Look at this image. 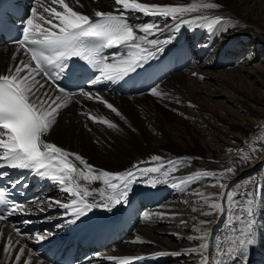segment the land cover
Wrapping results in <instances>:
<instances>
[{
  "label": "snow or ice",
  "instance_id": "6c2138e0",
  "mask_svg": "<svg viewBox=\"0 0 264 264\" xmlns=\"http://www.w3.org/2000/svg\"><path fill=\"white\" fill-rule=\"evenodd\" d=\"M84 7L83 0H75V4L66 0H35L29 14L22 18L20 35L13 40V63L5 73L0 74V179L10 175L5 169L27 171L34 178L50 181L66 195L63 199L35 197L31 202H19L9 198L7 188L0 187V221H7L13 215H27L26 207L35 204L40 212L52 207L63 209L64 223L58 228L76 225L95 209L111 213L128 205L137 184L156 187L171 183L173 187L182 189L184 185H189L187 191L191 192L193 183L208 179L214 181L213 186L218 183L221 188L227 189L221 181L235 174L234 167L219 172L198 170L179 177L175 174L190 167L192 157L167 158L154 154L147 160L134 162L125 170L111 171L98 169L81 154L50 141V134L62 111L73 103H79L73 99L76 95L98 102L115 116L125 119L122 112L101 94L82 87L77 93L61 85V80L67 79L72 83L91 73L88 83L93 86L119 83L138 70L146 71V66L174 43L173 36L157 38L170 30L169 21L176 32L192 25L211 29L224 22L222 17L209 20L203 14L220 7L208 0H192L184 4L113 0V11L96 10L90 15L76 10ZM133 14L159 16L165 25L162 28L157 22L133 23L134 19H139ZM113 49L115 51H108ZM74 59L82 62L79 67L74 65ZM199 78L203 79L202 76ZM149 91L158 98L167 95L156 85L151 86ZM176 103L180 101L177 99ZM189 106L193 105L189 103ZM80 115L86 116L92 123L117 129L116 123L103 116L86 111H81ZM260 143L264 144V141ZM261 150L259 146L251 149L254 153ZM237 154L244 163H251L253 157L244 156L240 150ZM18 184L27 186L22 178L12 181L11 187L15 188ZM234 187L235 190L223 193H192L200 200L185 203L205 206L208 210L201 212L204 217L226 215V230L218 234L212 243L211 231L206 227L212 221L200 219L192 227L196 235L178 236V239L199 243L172 255L198 257L195 264H247L250 249L258 242L257 225L264 227L258 219L256 200L257 193L264 192V183H253L251 188L243 187V190H240V185ZM190 211L200 209L193 207ZM169 218L176 219L177 216L174 214ZM144 219L150 217L145 214ZM192 219L195 221L197 217ZM187 226V219H182L181 227ZM15 234L24 236L18 228ZM53 235L49 232L36 233L33 238L40 243ZM0 239H3L2 232ZM2 253L8 258V264H33L27 246H20L11 235L7 237ZM108 259L113 264H134L143 257Z\"/></svg>",
  "mask_w": 264,
  "mask_h": 264
},
{
  "label": "bare ground",
  "instance_id": "6f19581e",
  "mask_svg": "<svg viewBox=\"0 0 264 264\" xmlns=\"http://www.w3.org/2000/svg\"><path fill=\"white\" fill-rule=\"evenodd\" d=\"M66 2L75 4V0H66ZM140 2L184 4L192 0H140ZM208 2H215L220 7L216 10H207L203 14L207 15L209 20L217 16L222 17L223 24H217L211 29L197 28L195 25L191 28L185 26L176 32L172 22L169 21L170 30L157 37L158 39L168 36L175 38L174 43L169 45L158 58H163L159 70L163 72L164 78L156 86L159 91L167 94L164 98L154 97L150 91L128 98L110 97L100 93L122 112L125 119H120L104 105L78 95L73 99L79 103H73L62 111L57 125L50 134L51 142L84 157L94 158L98 165H93L98 169L122 171L134 162L147 160L154 154L167 158L192 157L191 166L175 174L179 177L198 170L219 172L227 167L236 168L235 174L221 181L227 185V189L218 187V183L213 186L214 181L212 180L205 184L204 182L208 179L193 183L190 186L191 192L186 191L189 185H184L183 189L173 187L171 183L160 184L156 187L144 184L135 185L128 205L114 209L111 213L104 210L107 217L121 219L123 223L117 227V231L112 233L114 235L118 232L120 236L97 252L94 257L96 264H113L108 257L138 256L143 259L134 261V264H195L198 257L172 255V253L183 252L195 246L199 241L189 242L186 239H178V236L196 235L197 233L192 231L193 225L199 223L200 219H207L212 221L206 227L211 231V240L214 243L215 237L226 230L223 221L227 217L219 214L204 217L201 212L208 210L205 206L198 203H185V201L200 200V197L192 194L193 192L223 193L227 190H235L236 185L242 186L240 190H243V187L251 188L253 183H264V146L257 159L252 160L251 163L242 162L236 166L225 157L213 161L209 158L211 156L205 153L201 156L187 155V146H198L196 144L198 138H200L199 142L203 149L207 148L206 154L213 150H220L222 153L231 135L239 138L245 136L251 129V125L248 124L255 121L254 118L259 117L258 108L255 106H264V58H259L261 48H264V28L259 29L250 22L259 19L264 25V18L258 17L260 8L264 6V0H208ZM83 3L86 7L76 10L85 14L92 15L96 10L113 11V0H95V2L94 0H83ZM133 15L139 16V19H134L133 23L157 22L162 28L165 25V21L159 16ZM188 47H191L193 57L187 51ZM226 47H229L227 51L224 49ZM14 53L15 46L0 49V74L5 73L13 63L11 57ZM225 64L230 67L215 71ZM233 65L237 67H231ZM182 68L184 70L180 72ZM201 76L204 79L203 82L199 80L197 82ZM198 92H201V97L197 96ZM202 94L210 95L215 99L224 98V103L221 100L217 102L220 106L217 112L223 110V116L214 112V105L206 106L208 101L204 99L206 97H202ZM144 96H147L144 100H134ZM177 99L180 103H176ZM189 103L194 109L196 107L199 111L202 110L206 117L196 115L195 111H191L192 107ZM221 104L226 105L223 107ZM227 108L240 113L247 121L242 122L245 125L238 123L234 116H229ZM81 111L112 120L117 124V129H109L106 125L92 123L86 116L80 115ZM171 112H174L175 116ZM176 115L180 117L186 115L195 119L201 116L202 120L197 124L201 122L202 129H199V132L202 134L196 137L198 132H194L196 128L192 127L193 131L188 130L185 126L187 122L181 120L182 117L177 118ZM232 132L235 134H231ZM215 140H220V144ZM249 178H252L251 181ZM243 181L245 183H241ZM53 188L43 198L63 199L66 194L59 192L55 185ZM170 190L175 193L174 196L171 195L172 192L169 193ZM256 200L258 219L264 223V192L257 193ZM193 207L200 211H190ZM101 210L103 209L94 211ZM25 211L29 214L15 215L13 220L16 221L12 227L0 222V232L3 233V239H0V264H8V258L3 255L2 249L9 235L14 241H18L20 246H27L32 254L33 264H44L33 255L37 244L33 238L34 234L48 232L47 227L54 221V229L68 231L73 226L57 227L64 223L63 209L58 207L40 212L37 205L31 204L26 207ZM145 214L150 219L145 220ZM174 214L177 218L170 219L169 217ZM192 217H197V219L194 221ZM185 218L188 226L181 227V220ZM19 220L27 221L24 227H20ZM17 228L25 231L31 230L33 233L19 237L14 232ZM257 228L259 229L258 242L250 249L247 264H264V227L258 224ZM31 245H33L32 250ZM159 253L164 254L158 255Z\"/></svg>",
  "mask_w": 264,
  "mask_h": 264
},
{
  "label": "rangeland",
  "instance_id": "374dc122",
  "mask_svg": "<svg viewBox=\"0 0 264 264\" xmlns=\"http://www.w3.org/2000/svg\"><path fill=\"white\" fill-rule=\"evenodd\" d=\"M257 1V0H256ZM259 1H262V0H259ZM254 2V1H253ZM256 8H257V6H255ZM263 7L264 6H262L261 8H260V14H259V18H264V9H263ZM263 11V12H262ZM251 23H253V25H255L257 28H259V29H262V28H264V25H262L260 22V20L258 19V20H256L255 22H253V21H250ZM231 48V47H230ZM226 51L229 49V47H226V48H224ZM243 58V57H242ZM241 58V59H242ZM259 58L260 59H262V58H264V48H261V51H260V54H259ZM259 59V60H260ZM264 61V60H263ZM230 67V65H228V64H225L224 66H221L219 69H217V70H215V71H219L220 69L222 70V69H228ZM231 67H237L236 65H233V66H231ZM184 70V69H183ZM183 70H180V72H182ZM179 73V72H178ZM194 78V77H193ZM194 79H196V78H194ZM198 80H199V82H203V80L204 79H197V82H198ZM197 94V96H199L200 95V97H201V92H198V93H196ZM148 96V95H147ZM147 96L144 98V97H140V98H135L134 100H136V101H138V100H140V99H142V100H144V99H146L147 98ZM206 97V98H204V99H207L206 101H208V102H206V106H208V107H212L213 105L215 106V111L214 112H216L217 114H219V115H222L223 116V110L221 111V112H217L218 111V108L220 107L219 105H217V102H223L224 103V98H213V97H211L210 95H206V94H202V97ZM208 98L211 100H208ZM221 100V101H220ZM210 101V102H209ZM214 102V104H212V103ZM208 103H210V104H208ZM216 103V104H215ZM212 105V106H211ZM223 107H225V105L226 104H221ZM167 108V107H166ZM234 108V107H233ZM255 108H258V114H259V117H257V118H254V120L255 121H252L251 123H247L248 125H251V129H249L248 131H247V133H246V135L245 136H240L239 138H235L234 136H230V139H229V141H228V143H227V146H224L223 147V152L222 153H220V150H213V151H210V153L209 154H206V149L207 148H204L203 149V147L200 145V142H199V140H200V138H198V139H196V144L198 145V146H194V145H189V146H187V155L189 156V155H199V156H201L202 154H204L205 153V155H210L211 157H209V158H211L213 161H217V159L219 160V159H221L222 157H225L226 159H228L229 158V162L232 164V165H238V164H240V163H242L243 162V160L241 159V157L237 154V150H240V152L244 155V156H251V157H253L252 159H251V161L252 160H255V159H257L258 158V156L260 155V153L262 152V150H263V146H264V144H261L260 142L261 141H264V106H259V107H257V106H255ZM192 109V110H191ZM190 110L191 111H195V114L196 115H202V116H205L206 117V114H204V112L202 111V110H198L196 107H195V109H194V107H192ZM228 109V108H227ZM232 109V108H231ZM168 110H169V108H168ZM229 110V109H228ZM169 111H172L171 109L169 110ZM196 111H198V112H196ZM201 112V113H200ZM174 112H171V114H173ZM204 114V115H203ZM229 116H234L235 117V120L238 122V123H240V124H242L243 126L245 125L244 123H246L247 121H246V119H243L242 117V115H240V113H238V112H233V111H230L229 110V114H228ZM173 116H175V113L173 114ZM176 116H178L177 118H179L180 117V115H176ZM181 117H182V119H181ZM181 117H180V119L181 120H183L184 122L186 121L187 123H185V126H186V128L188 129V130H192L193 131V129L194 128H196V129H194V132L195 131H198L197 133H196V137H198L199 135H201L200 134V130L202 129L201 128V122H200V124L198 123L197 124V122H199L200 120H202V117L201 116H199L197 119H195V118H189V116H186V115H181ZM186 117V118H185ZM191 121V122H190ZM193 121H194V123H193ZM196 121V122H195ZM190 122V123H189ZM242 122H244V123H242ZM192 123H193V125H192ZM196 123V124H195ZM192 126H191V125ZM246 124V125H247ZM190 125V126H189ZM189 126V127H188ZM196 126V127H195ZM192 127H194V128H192ZM198 127V128H197ZM200 127V128H199ZM200 129V130H199ZM190 130V131H191ZM210 131V130H209ZM211 132V131H210ZM212 133V132H211ZM231 134H235V133H231ZM240 134V133H239ZM238 136V135H237ZM210 139V138H209ZM235 139H236V141H235ZM220 140H215V142L216 143H219L220 144V142H219ZM194 146V147H193ZM257 146H259V147H261V151L260 152H258V153H254V152H252L251 151V149L252 148H254V147H257ZM218 151V152H217ZM219 153H220V155H219ZM214 155V156H213ZM91 164H94V165H98V162H96V160H94V158H92L91 156H88V157H85ZM99 158H101L100 156H99ZM102 159V158H101ZM100 165V164H99ZM117 170V169H116ZM208 182H210L209 180H207V181H205L204 183L205 184H207ZM241 183H245L244 181L243 182H241ZM218 187H219V185H218ZM188 189V188H187ZM187 191V190H186ZM171 192H172V194H171ZM169 193L172 195V196H174V194L175 193H173V191L172 190H170L169 191ZM164 200H165V198H164ZM143 213V212H142ZM143 216V215H142ZM141 216V217H142ZM225 222H226V220H224L223 221V223L225 224ZM128 236V235H127Z\"/></svg>",
  "mask_w": 264,
  "mask_h": 264
}]
</instances>
